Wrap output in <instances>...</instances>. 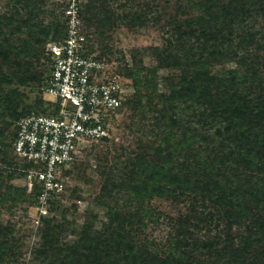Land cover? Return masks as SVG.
Wrapping results in <instances>:
<instances>
[{
  "label": "rangeland",
  "instance_id": "obj_1",
  "mask_svg": "<svg viewBox=\"0 0 264 264\" xmlns=\"http://www.w3.org/2000/svg\"><path fill=\"white\" fill-rule=\"evenodd\" d=\"M68 1L0 0V23H2L0 33L13 41V45H17V41L20 42L32 35L26 32L27 22L36 7L40 10L39 17L37 16L35 21L41 20L49 26L52 22L62 21V14ZM92 2H96L103 12H119L120 18L114 16V22L106 27L109 41L98 39L97 25L86 28L84 24L91 50L100 55V43L111 50V54L104 56L103 59L111 62V74L123 80L127 101L132 100L135 91L124 74L126 62L133 67L139 59L142 60L141 66L145 68V72L156 69L159 93L164 94L170 93L174 87H182L183 83L180 80L182 68L188 71L195 67L202 69L201 78L197 77L193 81L190 77L188 81L191 84L193 82V86L186 85L188 92L190 90L192 93L197 88L199 95L194 93L193 97L179 101V106L184 108L181 112L185 111L180 117H174L170 111L163 113L162 103L159 99H155L148 107L149 121L144 122L141 118V122L138 121L140 125L133 131L125 129L131 112L124 108L114 114L110 118L109 142L95 141L86 144L77 156L75 166L70 167L69 172L64 174L65 188L58 193L63 195L60 196L53 212H49L47 206H31V201L28 200L20 202L18 207L13 206V201L0 205V225L4 230L11 228L14 240L18 242L14 251L20 258L16 264H42L41 258L35 260L34 251L42 247V231L46 221L50 220L56 226L63 225L61 228L64 233L63 239L57 244L59 249L63 248L65 243H76L83 227L93 217H95V227L102 231L105 223L108 222L106 213L110 207L138 214V224L132 228L133 238L138 245H144L148 250V253H145L143 248H140L141 252L146 254L144 260L151 261L149 264L179 261L182 252L189 253L190 249L179 244L184 239V237L178 239L183 230L189 232L188 236L192 235L197 239L200 245L219 242L220 244L216 246L221 250L228 238H232L234 246H239L240 239L245 236L248 227L245 228L244 221V225H237L229 230L226 211L230 209L222 211L216 199H212L211 193L215 191L211 185L220 187L218 182L221 178L217 168L207 171L199 166L200 171L191 170L194 181H202L212 192L201 188H193L194 191L189 192L185 188L176 186V191L170 193L169 190L173 187L168 180H174L176 175H170L169 178L164 175L183 169L186 159L189 165L197 164L196 156L200 151L202 156L207 157L213 164L211 153L214 150L218 152L228 144L227 139L231 137V133H226V129L230 126L225 122L212 121L211 105L220 114L230 108L234 113H238L242 107L232 106L231 98L235 96L241 99L239 105L244 106L249 103L246 99L252 97L249 89L264 102V13L259 11L260 7H264V0H83V12L87 13L89 18L94 16L88 13V6ZM124 2L128 4L126 9H118ZM134 6L136 8L133 14L127 15L126 12ZM204 15L207 17L205 19L207 30L201 28L197 22H202L199 18H203ZM5 17L12 18L11 24ZM7 24L11 26L10 29ZM19 29H22L20 33ZM38 31L39 29L35 34L42 41H54L58 36L55 29L48 36ZM10 34L15 35L13 39ZM47 51L46 48V54ZM11 60L16 59L13 56ZM24 63L22 61L23 65ZM47 64L45 57L40 63H35L33 74L36 76V81L29 83L26 88L18 87L26 94V97L20 101L19 115L36 111L53 112L57 107L55 98L43 91L44 83L49 76ZM227 74L231 81H233L231 75L235 78L233 84L242 85L240 89L235 86L239 91H234L232 88L227 90L228 86L219 85L218 77ZM206 81L210 82L209 86ZM3 86L4 90L10 91L12 87L18 85L14 83ZM208 91L212 92L214 99L207 95ZM206 95V99L200 100ZM144 103H147V100ZM68 107L71 111L75 109L69 104ZM240 113L246 119L245 109ZM52 115H55V112ZM15 122L12 123L8 136L15 131ZM218 128L221 129V134L217 138ZM186 134L189 136L187 139ZM243 134L248 137L246 132ZM190 138L192 140H189ZM184 141L187 142L185 145ZM178 144L185 147L178 149ZM106 150L110 151V155L106 154ZM138 154L145 162L141 172L145 176L147 172L152 174L144 177L142 183H146L149 181L147 178H150L151 183L147 184L157 185L156 190L153 188L151 198H138L137 185L141 182L135 181V178L122 176L121 179L114 181L110 196L105 197L101 203L98 202L105 181L100 175L103 168L116 167L115 169L130 174L134 168L133 164L139 163ZM6 156L0 154V173L4 174L3 188L11 185L27 188L28 192H31L28 179L13 173L15 167L24 173L26 165L23 161L15 159L11 150H8ZM1 158H4V161H1ZM13 159L17 163L12 167ZM218 170L223 171L221 166ZM153 172L160 173L157 175L158 184L153 181L156 180ZM250 176L245 177L241 183L242 194L247 191ZM250 199L247 196L246 206L250 205L254 208L255 214L263 215L264 202L260 208H255ZM232 201L235 202L234 199ZM210 214H214L212 220L208 218ZM172 240L177 241L175 255L171 252ZM251 250L262 254L259 247ZM187 261L194 264L189 259ZM125 262L127 261H123ZM82 264H99V262L94 257Z\"/></svg>",
  "mask_w": 264,
  "mask_h": 264
},
{
  "label": "trees",
  "instance_id": "obj_2",
  "mask_svg": "<svg viewBox=\"0 0 264 264\" xmlns=\"http://www.w3.org/2000/svg\"><path fill=\"white\" fill-rule=\"evenodd\" d=\"M83 5V0H81L79 17L82 21L84 35L87 37L88 48L89 36L86 28L94 27V25H97L96 35L98 39L103 40L104 42L106 40L109 41L110 37L108 36L106 27L110 23L114 22V16L120 18V15H118L119 12H103L98 8L96 2H92L88 6V13L94 14V16L89 18L87 16L88 14L83 12ZM127 5L128 4L124 2L118 9H126ZM67 7L68 4L65 6L64 11H66ZM135 8L136 6L131 7L130 10L126 12L127 15H132ZM39 10L40 9L36 7L31 13V18L27 22L28 27L26 32H29L32 35L20 41L23 43L17 41V45H13V41H10V39L0 33V154L7 157L6 154L8 150H11L15 155L14 158L17 160L19 159L15 154L14 148V143L17 137V122L20 119L33 114L50 115L49 113L53 114L56 111H36L35 113L28 112L22 115L18 114L19 105L21 104L20 101L26 97L25 92L18 87L21 86L26 88L30 85L29 83L36 81V76L33 74L35 72V68H33V66L35 63H40V60L44 57L48 63L47 72L50 76L52 59L48 50V43L62 41L66 35L67 28L65 12L62 14L61 22H52L49 26H46L41 20L35 21L36 17H39ZM259 11L264 13V7H260ZM206 15L209 17L211 16L208 13H206ZM202 17L203 18H199L202 22H197L201 28H205V30H207L208 26L205 24V19H207V17L205 15ZM5 18L8 22L12 19L7 17ZM84 23L86 24V28ZM9 24H11V22ZM0 25H2V23H0ZM10 27L11 26L8 25L9 29ZM38 29V33L42 32L45 36H48L50 32L55 29L58 36L54 41H42L35 34ZM21 30L19 29V33ZM14 36L15 35L10 34L12 39ZM100 44L101 47H99V50L101 51V54H98V57L99 59H103V57L107 56L111 50L108 47H105L102 43ZM46 48L48 50L47 54L45 52ZM89 51L95 52L90 48ZM12 55L16 60H11L13 57ZM22 61L25 62L24 65L22 64ZM107 62L111 63L109 61ZM141 63L142 60L139 59L132 67L130 63L126 62V69L124 68V74L129 82H131L135 94L131 101L124 99L123 105L118 110V113L124 108H126L128 112L132 113L128 117V124H125V129L129 131H133L134 128H137L140 125L138 121H140L141 118L144 122L149 121L148 107L154 103L155 99H159V102L162 103L163 113L170 111L174 117H180L185 113V111L183 113L181 112L184 108L179 106V101L190 96L193 97L194 93L199 95L197 94V88H195V90L191 93L190 90L188 92L186 85L193 86V82L191 84L188 80L190 77L193 81H195L197 77L201 78L202 69L195 67L194 69L188 71L186 68H182L183 73L180 76V80L183 83L182 87H174L170 93L164 94L159 93L158 83L156 82V69L153 68L150 71L147 70L148 72H145V68L141 66ZM230 77H232L233 81L235 80L233 75ZM48 78H46V81ZM218 78V82H220L219 85L228 86L227 90L232 88L234 91H239L235 86L239 89L242 87V85L237 83L233 84V81L230 80L228 74ZM46 81L44 83V87L46 86ZM206 82L209 86L210 82ZM14 83L18 86L12 87L13 89H10V91L4 90L3 85H14ZM121 83L126 88L122 79ZM249 91L252 94V97L248 100L246 99V102L249 103L244 106L239 105V101H241V99L235 96H232L231 98L232 106L238 108L242 107L240 111L245 109V115L247 114L246 119L242 117L240 111L238 113H234V111L230 108L220 114L211 105V111L213 112L211 114L212 121H217V123L225 122L229 124L230 127L226 129V133H231V137L227 139L228 144L219 149L218 152L214 150L211 153L213 164L210 162L211 160L207 159V157L204 158L202 156V152L200 151V153L196 156L198 165L196 163L189 165L186 159L183 163V169H178L177 171L164 175L167 178H169L170 175H176L174 180H168L170 185L173 187L169 190L170 193L176 191V186L185 188L189 192H193V188L206 189L209 192H212L204 186L202 181H194L191 170L200 171L199 166L203 167L207 171L211 170V168H213V170L217 168L218 175L221 178L218 182L220 187L217 185H211V188L215 191V193H211L212 199H216V203L220 206L222 211L230 209V211H226V214L228 215L226 219L228 221L229 230H232L234 226L244 225V221L245 228L248 227V230H246L245 236L240 239L239 246H234V239L228 238V241L225 242V245L221 250H218L216 246L220 244L219 242L212 243L210 245H200L197 239L193 238L192 235L188 236L189 232L183 230L182 235H179L178 239H180V237H184V239H182L179 244L181 246H185L187 249H190V252H182L179 256V261L174 260L173 262H163L164 264H191L187 261L188 259L194 264H264V214H255L254 212L256 211L254 208L250 207V205L246 206L248 201L247 196L251 198L250 202L255 208H260L264 202V102L254 95V92H251V89H249ZM240 93L243 94L242 92ZM207 95L214 99L211 91H208ZM207 95L203 96L200 100L206 99ZM225 95L226 94L223 96L225 97ZM145 100H147V103H144ZM177 102H179V104ZM14 121H16L15 131H13V134L8 136ZM173 122L176 123V121ZM216 131L219 133L216 134L218 138L221 134V129L218 128ZM245 132L248 137L243 134ZM110 136L103 139L101 142H109V139L111 138ZM187 137H189L188 134H186V139ZM189 140H192V138ZM9 141H11V143H9ZM186 143L187 142L184 141V145ZM177 147L178 149H182L185 146L178 144ZM140 148L142 149V147H139V149ZM106 151V154L110 155V151ZM137 156L139 158V163L137 162L133 164L134 168L130 174L125 171L115 169L116 167L113 165L115 164L113 163V160V164L111 165L115 168H103L100 175L105 178V181L99 193L98 202L101 203L105 197L108 198L110 196L111 190L114 188V181L118 178L121 179L122 176L131 179L135 178V181L141 182V184L137 185L138 191L136 194L138 195V198H151L153 188L156 190L157 185L152 184V186H150V184H147L151 183L150 178H147L149 181L146 183H142L144 177H149L152 174L147 172L145 176L141 172L144 168L145 162L143 157L139 154ZM1 161H4V158H1ZM15 161L16 160L12 162V167L16 165L17 162ZM19 161L22 162V160ZM23 163L26 165L25 170H31L34 168L33 164H29L24 161ZM73 166H75V163L71 168H73ZM219 166L222 167V172L218 170ZM125 168L127 170L128 165L127 167L125 166ZM68 172V170L65 171V175ZM13 173L17 175L20 174L25 178L27 176L25 171L24 173H21L20 170H17V167H15ZM153 174H155L153 176H156V180L153 181L158 184L159 181L157 180V175H160V173L153 172ZM248 175H251L248 181L249 185L246 193L242 194L241 189L243 186L241 183ZM242 176L244 178H242ZM3 178L4 174L0 173V205H5V203L8 204L13 201V206L18 207L20 202H26V200H28V202L31 201V206H42L40 205V198L44 193V187L41 184L36 183L31 192H28L27 188L22 189L11 185H6L4 189ZM62 195L63 194L49 197L47 203V209L49 212H53V210H55L59 198ZM233 199L235 202L232 201ZM228 201H231V203ZM142 212L146 213V211ZM219 214L220 213H218L217 216H219ZM106 216L108 218V222L105 223L102 231L97 230L95 227V217H93L92 220L83 227L81 236L76 243H65V246L59 249L57 244L63 239L64 233L61 231L63 225L56 226L52 223V221H46V225L42 231V247L34 251L35 260L41 258L42 264H82L85 261L96 257L99 264H131L132 262L134 264H149V262H151L150 260H144V256L146 255L145 253H148V250L144 245H138V243L134 240L135 238H133L132 228L138 224V214L136 212H125L124 210L110 207ZM213 216L214 214H210L208 217L209 220H212ZM144 217L145 215H143V218ZM177 241H171V252L174 255L175 244ZM17 243L18 242L14 240L12 229L8 228V230H4L0 225V264H16V262H18L20 256L16 255V252L14 251L17 249ZM255 247H259L262 250V254H259V251L254 253V251L251 250ZM140 248H143L145 253L143 251L141 252ZM123 261L127 262L123 263Z\"/></svg>",
  "mask_w": 264,
  "mask_h": 264
},
{
  "label": "built area",
  "instance_id": "obj_3",
  "mask_svg": "<svg viewBox=\"0 0 264 264\" xmlns=\"http://www.w3.org/2000/svg\"><path fill=\"white\" fill-rule=\"evenodd\" d=\"M67 4L65 38L48 43L52 64L44 92L55 98V115L33 114L16 124L15 154L34 165L25 170L26 178L30 191L36 183L44 187L40 202L45 207L49 197L64 191L65 171L86 144L110 136V118L126 95L121 78L110 72L111 64L89 51L79 17L81 0Z\"/></svg>",
  "mask_w": 264,
  "mask_h": 264
}]
</instances>
